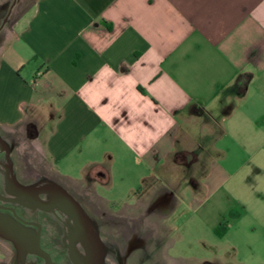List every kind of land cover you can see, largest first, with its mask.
<instances>
[{"label":"crops","instance_id":"crops-1","mask_svg":"<svg viewBox=\"0 0 264 264\" xmlns=\"http://www.w3.org/2000/svg\"><path fill=\"white\" fill-rule=\"evenodd\" d=\"M4 38L0 135L34 130L48 174L95 206L174 188L192 211L260 167L264 0H33Z\"/></svg>","mask_w":264,"mask_h":264},{"label":"flooded vegetation","instance_id":"flooded-vegetation-1","mask_svg":"<svg viewBox=\"0 0 264 264\" xmlns=\"http://www.w3.org/2000/svg\"><path fill=\"white\" fill-rule=\"evenodd\" d=\"M16 3L17 0H12L3 13L1 9L4 6H0V45L5 37L4 30H10L13 21L19 15L18 13L11 17ZM5 135L4 142H0V218L7 230L16 232L20 228V232L17 233L19 238L28 242L36 240L39 248L20 252L13 242L0 235V241H5L12 249L13 256L8 264H75L69 255V247H71L69 238L74 230L81 229V226L73 223L66 214L57 215L54 212L36 209L32 200L21 199L16 182L25 186L40 187L54 182L65 189L88 216L102 241L104 247L102 264H145V261L151 257H160L165 253L169 255L170 251L175 250L182 233L170 238L171 228L167 225L164 232H159L155 238H152L146 223L147 220H151L161 229L163 222L175 221L180 207L177 190L158 189L151 194L137 191L133 195L139 200L147 198V201L137 203L136 206L127 208L125 212L116 211L111 207L100 208L83 196L70 192L42 169L30 165L27 157L22 156L19 159L20 163L17 162L15 147L11 148L8 141L11 135L9 133ZM35 196L41 200L46 199L43 193ZM220 224L214 230V234L219 238ZM88 248V241L76 245L78 255L87 260ZM19 253L22 256H19ZM3 259L4 254L0 251V264H4Z\"/></svg>","mask_w":264,"mask_h":264},{"label":"rangeland","instance_id":"rangeland-1","mask_svg":"<svg viewBox=\"0 0 264 264\" xmlns=\"http://www.w3.org/2000/svg\"><path fill=\"white\" fill-rule=\"evenodd\" d=\"M12 0H0L1 13ZM33 0H17L11 17L25 11ZM9 30L5 29L6 34ZM5 39V38H4ZM9 142L13 140L15 158L27 157V162L37 169L46 170L45 158L41 150L32 144L34 130L15 129L9 132ZM9 138V137H8ZM261 152H264L262 149ZM215 161L223 164L220 154L212 151L207 159L196 161L192 166L194 179H203L205 168ZM20 163V162H19ZM259 168L244 165L237 174L230 177L217 176L212 179V185L221 183L205 202L196 209L190 210L186 204V196L181 190L179 213L175 221L169 224V237L182 233L175 250L169 255L154 256L147 259L145 264H264V158L258 161ZM169 181L172 179L169 178ZM174 184L180 188L186 181L185 177L173 178ZM177 180V181H176ZM177 182V183H176ZM196 194H200L196 192ZM185 200V201H183ZM220 224L219 238L214 234ZM147 229L152 238L161 229L147 220ZM171 238V237H170ZM169 238V239H170ZM0 251L4 254L3 263L8 264L12 258V249L5 241H0Z\"/></svg>","mask_w":264,"mask_h":264},{"label":"water","instance_id":"water-1","mask_svg":"<svg viewBox=\"0 0 264 264\" xmlns=\"http://www.w3.org/2000/svg\"><path fill=\"white\" fill-rule=\"evenodd\" d=\"M4 138L0 135V142L3 141ZM10 147H13V140L9 142ZM16 186L18 188V195L21 199H30L34 203V207L36 209H40L43 211L54 212L57 215L58 213L66 214L73 223H77L81 226V229L74 230L73 235L69 238L70 242V252L69 255L74 260L75 264H102L104 256H103V244L101 239L99 238L97 232L92 226V223L88 216L85 214L83 209L77 203V201L63 189L59 185L54 182H50L47 186H25L16 182ZM36 187V188H35ZM43 193L46 196L45 200H41L35 194ZM2 219L0 218V235L4 237L6 240H10L13 242L19 251L25 250H38L36 240L33 242H28L19 238L17 233L20 232L17 229L16 232L7 230L4 227V223H2ZM77 227V226H76ZM16 236V237H15ZM18 236V237H17ZM87 239V240H85ZM88 241L89 250L87 253V259L81 258L76 250V245H80V242ZM19 256L22 254L19 253Z\"/></svg>","mask_w":264,"mask_h":264}]
</instances>
